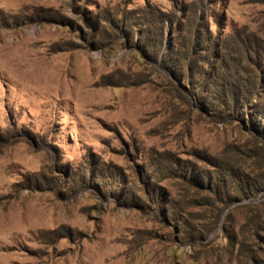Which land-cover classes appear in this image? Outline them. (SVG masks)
<instances>
[{
  "label": "rangeland",
  "instance_id": "rangeland-1",
  "mask_svg": "<svg viewBox=\"0 0 264 264\" xmlns=\"http://www.w3.org/2000/svg\"><path fill=\"white\" fill-rule=\"evenodd\" d=\"M0 264H264V0H0Z\"/></svg>",
  "mask_w": 264,
  "mask_h": 264
},
{
  "label": "trees",
  "instance_id": "trees-1",
  "mask_svg": "<svg viewBox=\"0 0 264 264\" xmlns=\"http://www.w3.org/2000/svg\"><path fill=\"white\" fill-rule=\"evenodd\" d=\"M259 129V127H257V130Z\"/></svg>",
  "mask_w": 264,
  "mask_h": 264
}]
</instances>
